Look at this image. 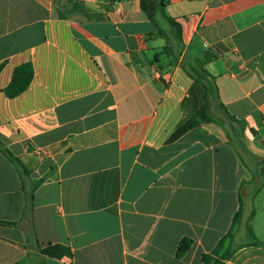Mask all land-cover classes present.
Listing matches in <instances>:
<instances>
[{
  "label": "crops",
  "instance_id": "1",
  "mask_svg": "<svg viewBox=\"0 0 264 264\" xmlns=\"http://www.w3.org/2000/svg\"><path fill=\"white\" fill-rule=\"evenodd\" d=\"M165 11L171 51L139 0H0V144L42 179L26 210L0 151V220L15 222H0V264H203L240 204L243 246L222 264H264V239L242 237L264 191V0ZM203 57L219 105L166 142L206 103L184 70ZM21 64L31 79L9 96ZM54 243L72 254L43 258Z\"/></svg>",
  "mask_w": 264,
  "mask_h": 264
},
{
  "label": "trees",
  "instance_id": "2",
  "mask_svg": "<svg viewBox=\"0 0 264 264\" xmlns=\"http://www.w3.org/2000/svg\"><path fill=\"white\" fill-rule=\"evenodd\" d=\"M141 10L146 14L148 19L157 27L158 33L164 36L166 41V46L171 51V39L175 42L173 44V48L181 46V35H180V25L167 14L165 11L166 0H139ZM156 14L162 16L167 23L169 24V29H163L158 25ZM171 31V32H170ZM172 36V38H170ZM174 53V52H173ZM207 55V54H205ZM204 55V57H205ZM196 60L194 64L189 65L185 68L186 74L192 78L196 82H201L204 88V97L206 99V103L196 111L193 117L188 118L184 121L180 126H178L174 132L168 137L166 142H171L182 135L184 132L198 125V121L196 117L201 120H208V117L205 114L207 109V99H211L215 104H218L217 95L214 91L213 82H210L207 76L206 71L202 68V64L206 58ZM207 57V56H206ZM209 58V56L207 57ZM32 76V69L29 64H21L16 67L12 78L8 85L5 87V92L9 96H14L21 91H23L28 85ZM0 151L2 154L7 157L13 165L18 169L20 173V181L22 184V188L24 190L25 195V209L31 210L32 208V200H33V192L37 185L41 182L42 179L37 180H29L26 181V177H28L26 169L20 162L19 158L12 154L6 147L0 144ZM240 215H241V204L238 209L233 213L230 225L227 231L218 239L214 248L209 251L202 253L200 255V259L203 264H222L224 260L228 259L234 251L243 246L240 243L236 242V234L238 231L239 223H240ZM9 224H13L15 222L2 221ZM244 236L247 240V244L251 245H259L262 242L255 236L252 228L249 225L245 226ZM192 240L187 237H183L178 242L176 247V255H182L186 250L189 249ZM39 252L44 258L45 256L61 258L62 256H70L72 254L70 248L61 243L47 244L46 246L40 247ZM44 262V259H43ZM45 264V263H44Z\"/></svg>",
  "mask_w": 264,
  "mask_h": 264
},
{
  "label": "rangeland",
  "instance_id": "3",
  "mask_svg": "<svg viewBox=\"0 0 264 264\" xmlns=\"http://www.w3.org/2000/svg\"><path fill=\"white\" fill-rule=\"evenodd\" d=\"M156 18L158 21V25L161 28L165 29L169 27V24L162 16H160L159 14H156ZM263 184H261L260 186L261 188L264 187ZM253 206L256 210V216L253 221V224L258 232L257 235L255 234V236L256 237L258 236L260 239H264V231H262V227L264 228V191L260 192L259 198L253 202ZM242 237L244 239L246 238L244 235H242Z\"/></svg>",
  "mask_w": 264,
  "mask_h": 264
}]
</instances>
